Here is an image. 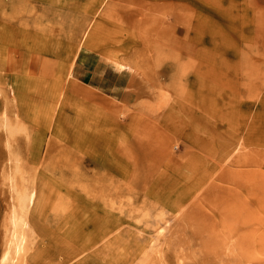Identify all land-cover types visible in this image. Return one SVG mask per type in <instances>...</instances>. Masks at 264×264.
<instances>
[{
    "label": "rangeland",
    "instance_id": "374dc122",
    "mask_svg": "<svg viewBox=\"0 0 264 264\" xmlns=\"http://www.w3.org/2000/svg\"><path fill=\"white\" fill-rule=\"evenodd\" d=\"M0 21V256L16 190V264L58 236L66 264H264V0H0Z\"/></svg>",
    "mask_w": 264,
    "mask_h": 264
},
{
    "label": "bare ground",
    "instance_id": "6f19581e",
    "mask_svg": "<svg viewBox=\"0 0 264 264\" xmlns=\"http://www.w3.org/2000/svg\"><path fill=\"white\" fill-rule=\"evenodd\" d=\"M37 1L43 2L45 0H37ZM85 31L86 30H83L82 33H85ZM2 98H3V106L5 107L3 109L4 111L2 115L3 116L2 119L4 121L9 116H12L14 118H20V119H22V116L25 117L22 109L19 106L15 105L13 110H10L11 109L9 108L10 101L8 102L5 96H1V99ZM13 99L16 102H18L17 94H15V97ZM28 118L32 119V115H28L27 119ZM4 121H3V124H4ZM44 127H46L48 130L47 122L44 125L40 126V128H44ZM51 129H52V126H51ZM14 191L16 195L15 196L16 204L11 211L10 217L8 218L7 239L5 243V248L0 256V264H16L19 256H21L24 253L25 244L27 243V237L24 234V230L27 228V223L25 222L23 218V213L26 207L33 205L34 192L27 193L26 191H23V192L16 191V190ZM170 237L174 238L172 235ZM52 245H53V250L57 251L58 259L57 260L53 259L51 255H44V256L39 257V260L42 262L49 261V264H66L70 256L57 250L67 245L66 239L65 238L63 239L60 236L53 238ZM54 261L55 263H53Z\"/></svg>",
    "mask_w": 264,
    "mask_h": 264
}]
</instances>
